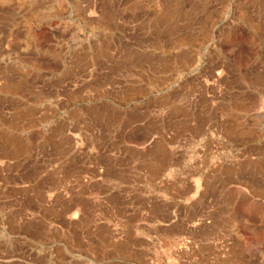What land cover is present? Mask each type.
Wrapping results in <instances>:
<instances>
[{
	"label": "rangeland",
	"instance_id": "1",
	"mask_svg": "<svg viewBox=\"0 0 264 264\" xmlns=\"http://www.w3.org/2000/svg\"><path fill=\"white\" fill-rule=\"evenodd\" d=\"M0 264H264V0H0Z\"/></svg>",
	"mask_w": 264,
	"mask_h": 264
},
{
	"label": "bare ground",
	"instance_id": "2",
	"mask_svg": "<svg viewBox=\"0 0 264 264\" xmlns=\"http://www.w3.org/2000/svg\"><path fill=\"white\" fill-rule=\"evenodd\" d=\"M185 38H186V37H185ZM178 40H179V39H178ZM183 40H184V38H183ZM136 60H137V59H136ZM13 84H14V83H13ZM20 87H21V86H20ZM153 160H154V159H153ZM151 161H152V160H151ZM153 162H154V161H153ZM159 166H160V165H159ZM159 166H158V167H159ZM150 167H151V166H150ZM155 167H157V166L155 165ZM157 169H158V168H157ZM157 169H156V171H157ZM154 171H155V170H154ZM154 171H153V172H154ZM154 174H155V172H154Z\"/></svg>",
	"mask_w": 264,
	"mask_h": 264
}]
</instances>
